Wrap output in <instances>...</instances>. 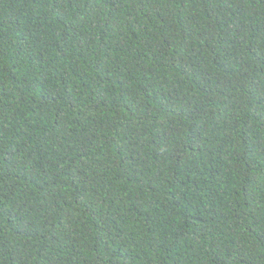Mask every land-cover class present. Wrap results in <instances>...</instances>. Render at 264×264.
Listing matches in <instances>:
<instances>
[{"label":"trees","instance_id":"1","mask_svg":"<svg viewBox=\"0 0 264 264\" xmlns=\"http://www.w3.org/2000/svg\"><path fill=\"white\" fill-rule=\"evenodd\" d=\"M0 264H264V0H0Z\"/></svg>","mask_w":264,"mask_h":264}]
</instances>
